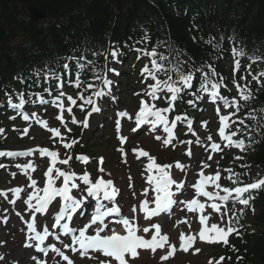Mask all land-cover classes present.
Segmentation results:
<instances>
[{"label":"snow or ice","instance_id":"6c2138e0","mask_svg":"<svg viewBox=\"0 0 264 264\" xmlns=\"http://www.w3.org/2000/svg\"><path fill=\"white\" fill-rule=\"evenodd\" d=\"M229 42L232 44L231 55L234 60L232 84L235 86L238 93L237 96L229 97L222 93V89L230 91L225 82V78L217 73L213 63L205 61L199 66L190 63L189 60H183V53L172 49L167 41H157L149 50L148 47H133L132 50L137 52V61L143 57L149 59V63L145 64L140 70V75L143 78L140 83L145 87L134 95L141 97L139 108L134 114H130L127 110L118 111L116 113L115 130L120 147L117 151L120 152L122 162L127 163V152L124 145L129 138L121 134V119L127 118L129 121H134L135 127L131 129L133 133L137 132L142 126H147L148 131L154 135L157 141H161L162 148L171 146L175 148L177 144L173 143L177 140L175 129L178 122H185L188 131L194 136L193 119L189 118L186 113L177 114L170 119L169 114L175 111L176 103H184V95L188 94L192 99L187 100L189 107L196 109L201 102H211L215 105L216 115L219 121L218 137L219 142L213 141L212 135L206 137L208 142H211L205 147L207 152L209 147L211 153H220L224 149H237L240 152L246 151L253 143H259L255 139L256 136H261L264 133V107L259 110L250 108V102L256 98V93L261 88H264V71L252 73V64L264 62V57L249 56L244 48L237 47L234 43V37H229ZM150 36L145 32L144 36L136 41L138 44L147 45ZM223 40L217 42L215 38L205 41L214 51L219 52V56L213 57V61L223 58ZM167 47V53L158 51L160 48ZM94 57L104 56L105 63L101 69L96 68L94 61L88 60L85 54L80 57H67L69 62H75L76 72L75 79L72 77V69L69 63H64L63 71L55 69H44L34 73L37 87L41 83L49 85L45 87L43 93H28V98H25V92H15L10 94L5 92L7 107L15 111L16 115L9 117L15 120L19 116L23 121L28 122V127H25L21 133L25 136L32 126V122L42 126L51 133L53 143H58L65 150L63 158L59 149H49L48 147L37 146L26 150H0V157L18 158L30 157L34 153H38L40 157H47L50 163L47 170L44 172L43 187L37 186V180L31 175L36 171V165L29 160L27 163L15 165L28 179L27 186H18L7 190H0V196L5 199L8 194H12V199L8 202L15 205L17 200L22 199L21 193L26 194V199L23 203L26 205L25 212L28 213L30 219L24 220V216L17 211L16 215L24 220L27 227L26 248H33L36 252L42 253L45 257L49 251L55 253L66 261L67 264H74V260L62 251L61 247H57L55 243L46 244L50 237L54 236L56 241H61L62 247L70 249L72 253H78L80 257H84L91 253H100L107 258L100 260L99 264H130L139 256L138 250H150L153 255L157 250L163 252L159 260L167 261L174 256L177 250L185 253L193 250L192 254H197L201 251L200 248L194 247L197 241L209 244L222 243L224 246H229V237L233 234L241 236L240 231L243 225L239 223L240 217L255 198L252 193L259 190H264V177L253 180L251 183H243L239 179L240 173H236L231 168L224 169L229 175L227 179L235 186H222L221 170H217L214 174H205V169L211 168L213 156L209 154L206 161H201V168L198 172V179L195 183H188L186 179L177 181L173 178L172 169L175 167L187 176L186 165L179 161L174 164L157 163V157L149 153L143 147L137 145L131 149L135 158L139 160L142 157L147 158V163L144 165L147 187L142 192L141 199L138 205L131 206V217L122 213V205L117 203V197L120 195V189L115 185L110 172H106L104 165V157L95 158L98 161L97 173L94 178L87 171L78 174L71 168L70 161L73 160L71 150L79 139H70L72 129L68 127V121L65 119V112L70 117V122L73 125L89 127V117L95 113L106 111L108 105L104 103L105 98L115 101V96L112 92L113 80L109 78L108 73L118 76L120 73L115 68H109V63H122L120 57L124 55L118 45L111 44L105 52L91 53ZM109 57L111 59H109ZM247 58L250 63L245 66V75L240 76L243 84L237 82L235 76L241 69V59ZM187 66V70L185 68ZM86 67H91L92 78L89 82L81 79V73ZM251 76V80H248ZM41 77L43 78L41 80ZM67 77V80L65 78ZM163 77V78H162ZM198 78V84H195ZM17 79L24 83L23 77ZM151 80L152 83H148ZM51 81L56 82V93L53 95ZM99 81V84L96 82ZM255 81L257 88L255 92L252 89V82ZM65 82L78 89L75 98L64 91ZM88 93V95H85ZM45 94L48 98H45ZM13 96L16 97L14 101ZM65 100L68 102L65 104ZM164 100L167 107H158L157 102ZM77 101H80L78 104ZM26 105H51L58 109V114L55 119L65 129L62 133L60 127H49L48 122L36 113L29 114L25 111ZM78 107L84 112L87 109L83 120H78L73 113V108ZM221 108L226 114H222ZM243 112V115H239ZM251 121L252 123H248ZM202 126L207 127L208 121H202ZM15 131V126L13 127ZM160 130L164 135L156 134ZM4 129L0 128V134L4 133ZM179 144H192V141H178ZM196 144H204L197 136ZM223 144V148L221 145ZM189 157L192 156V151L189 148L186 153ZM235 160L243 159L242 156H234ZM75 160L84 165L89 164L93 158L84 154H77ZM218 163V162H217ZM63 165L66 167H60ZM8 165L0 163V169L7 168ZM242 168L250 167L248 165H240ZM13 172L11 175L16 176ZM144 173H142L143 175ZM105 175L108 178H105ZM244 175H250L246 172ZM131 181V177H129ZM79 181V182H78ZM131 183L129 188H131ZM211 188L212 190H209ZM31 189V191H28ZM189 189H194L195 195L189 200H181L179 197ZM133 197L136 193H132ZM92 198L94 200V208L91 212L90 219L82 226L77 224L71 226V223L78 210H81L85 202ZM201 198H205L202 200ZM231 201L234 205L239 203L241 207L238 211L228 215L227 212H221L222 205L226 206ZM59 204L58 210L50 213V206L54 203ZM219 202V203H218ZM151 205V206H150ZM183 205L189 213L199 214L198 222L200 228L198 232H191V224L187 220L184 222L188 225L189 232L179 234V245L170 241L169 235L162 234L161 225L150 224L147 227H142L138 222V216L143 215L145 221L151 220L153 217L161 214L171 215L174 206ZM207 208L212 211L207 212ZM254 213L255 209H251ZM7 212V209H5ZM214 213H220L218 223L209 224L210 217ZM48 216L53 221L51 231L49 226L44 223L42 230H37L36 217ZM87 215L80 211V218ZM115 217V219H112ZM3 222L6 224L8 217L4 216ZM119 226V228H117ZM154 230V231H153ZM143 233V234H141ZM61 234L64 239H70V243H63ZM150 238H146L149 236ZM3 243V242H0ZM233 251L238 252L235 245L230 246ZM95 259L96 257H90ZM3 256H0V260ZM226 258L220 256L218 260L210 259L208 264H222ZM231 260V257H227ZM237 262L243 259L241 256L236 257ZM35 264H47L45 260H41L36 256L32 257Z\"/></svg>","mask_w":264,"mask_h":264},{"label":"trees","instance_id":"16d2710c","mask_svg":"<svg viewBox=\"0 0 264 264\" xmlns=\"http://www.w3.org/2000/svg\"><path fill=\"white\" fill-rule=\"evenodd\" d=\"M27 3L45 9L49 17L32 19L24 7ZM145 32L150 36L145 46L167 41L183 53V60L195 66L213 63L217 73L228 79L223 63L231 55L229 37L249 56L264 57V0H0V102L5 92L38 88L34 73L47 65L59 71L67 57L85 54L102 67L103 58L94 57L93 51L103 52L109 42L125 54L127 47L141 45L136 41ZM221 36L223 58L213 61L220 53L205 41L215 38L219 42ZM158 51L167 53L169 49ZM249 63L247 58L241 59L242 69ZM259 68V63L252 64L254 73ZM17 77L24 78V85ZM251 86L255 92V81ZM249 106L264 107V88ZM254 137L259 143H253L246 155L264 173V133H254ZM253 204L260 209L256 216L259 229L237 238L239 251L224 264H238V255L243 257L239 264H264V190Z\"/></svg>","mask_w":264,"mask_h":264},{"label":"rangeland","instance_id":"374dc122","mask_svg":"<svg viewBox=\"0 0 264 264\" xmlns=\"http://www.w3.org/2000/svg\"><path fill=\"white\" fill-rule=\"evenodd\" d=\"M126 63H128L126 65ZM131 66V67H130ZM121 67V66H120ZM139 65L137 64V61L133 60V57L127 56L124 59V62L122 64L121 69H123L124 74L120 76V78L117 79V82L120 84L117 85L116 91L118 93L117 97L120 98V101L122 102V107L128 109L129 111L134 110L138 105V99L135 97L134 93H137L139 91L140 81L139 76L137 74ZM116 81V79H115ZM112 104H108L107 110L104 111L101 114H98L94 117V121L92 124V127L89 131H87L82 139V142L87 145H95L93 147L92 153L94 156L102 155L106 158V166H103L106 170H109L113 177L121 183V185L125 186V188L128 190V196L130 197V202L134 201L133 198V191L130 190L129 184L131 181L129 180V177H134V186H138L139 188H142L144 185V180L142 179V175L139 174V171L141 169L140 162L135 158V155L131 152V149L133 148L134 144L136 142H142L143 145L150 148V150H153V155H156L157 158L162 163H165L166 161H173L175 156L177 155V152H181V157L185 160V162L188 165V170L190 172H194V176L197 175L198 170L201 166V161H206V158L209 154H211L210 148L208 151H205V145H208V141L206 140V137L211 134L213 140L216 139L214 129L219 126L216 121V116L212 115L208 117L205 121H208L207 127L205 128L202 126L201 122L196 125L195 128H193V131L196 133V136H194L191 132H189L192 137L187 141H192V144H187L186 146H183L179 144L178 142L175 143L177 146L175 148H172L169 146L168 148H162L161 143H155L152 141V139H144L145 134L136 135L133 144L130 145V147L127 148V163L122 162V157L120 152H117L118 142L115 139L114 136V130L112 128V115L110 112ZM58 114L54 108H47V116L50 117V120H53L55 116ZM203 115V118H206L205 112L199 114V116ZM106 120V121H105ZM105 124L106 126L101 128V125ZM15 124H12L8 126L10 129ZM53 125V124H52ZM22 127H19L17 130H15L13 133L11 131H8V137L7 142L8 146L13 147H24L28 145H32L34 143L40 144L44 141H47L51 138L50 132L47 130H40V131H33L28 139L22 140L21 139V133H22ZM12 130V129H10ZM131 137L134 136L130 134ZM197 136L201 139L205 140V144H196V138ZM27 142V143H26ZM25 143V144H20ZM192 148L193 155L189 158H186L182 155L184 148ZM119 153V155H118ZM176 153V154H175ZM198 157V160L196 162L195 158ZM234 156H241V152L237 149H225V152L223 155H219L218 157H214L212 161L211 168L217 169L222 165L223 168H221L224 174V182L221 184L222 186L227 187H233V184L227 179V176L229 175L224 169L231 168L234 172L240 173L239 179L243 182H253V180L256 178L257 173L259 172V168L253 164L252 162L246 160L245 165H248L250 167L244 168V170L241 172L240 169L237 168L238 166V160L234 159ZM178 157V156H176ZM181 158V159H182ZM180 159V158H179ZM241 161H244L241 159ZM218 162V163H217ZM243 164V163H242ZM241 164V165H242ZM240 165V164H239ZM244 165V164H243ZM215 166V167H213ZM98 164L92 165V169L97 170ZM242 168V167H241ZM138 170V172H137ZM79 171H81L79 169ZM189 172V173H190ZM250 173V175H244V173ZM0 176L5 177L1 180V187L10 186L12 187L13 184H20V182H14L12 178H10V174L4 171H0ZM132 185V183H131ZM257 191L253 192L252 195L254 196ZM243 207L242 205H235L233 208L240 209ZM236 211L237 216H240L239 211ZM212 210H210L211 212ZM258 213V210L255 209L254 213L251 211L249 214H246L244 211L243 216L240 217L239 223L243 225V227L248 228L249 230L253 231L256 226V214ZM184 216L182 212H180L179 207L178 211H176L175 215L170 217V219H174V223L176 219L179 217ZM215 215V219H216ZM220 217L218 216V220ZM16 220V219H15ZM148 222L145 221L142 223V227L148 226ZM176 225V223H175ZM174 226V230H175ZM22 227H20L19 222L17 221H11L8 226L4 227L1 225L0 221V242L5 243L4 245H1L0 243V256H4L2 260H0V264H16L19 260V252L22 250L21 242L24 240V237L22 235ZM201 251L197 254H192L193 250L190 251L188 254L179 253L176 256H174L172 259L161 262L159 260L160 253H155L153 255L150 251H143L138 258L131 261L132 264H208V261L212 259L213 261L218 260L220 256H224L225 253L223 252V249L219 246L216 247V245L204 243L198 245ZM163 254V252H161ZM29 258V257H28ZM29 261V260H28ZM30 262V261H29Z\"/></svg>","mask_w":264,"mask_h":264},{"label":"bare ground","instance_id":"6f19581e","mask_svg":"<svg viewBox=\"0 0 264 264\" xmlns=\"http://www.w3.org/2000/svg\"><path fill=\"white\" fill-rule=\"evenodd\" d=\"M205 173L210 174L209 169H206ZM187 214L189 215V213H187ZM196 222H197V219H196L195 215H191L189 217V223L191 224L192 228L195 227ZM164 227H165L164 228V233L167 234L168 231L170 230L171 239H173V241H176L178 229L174 230L173 227H172V222H170L168 220L165 221V226ZM178 227H179V232H180V230L184 229V225L183 224H179ZM31 255H35L36 257H38L37 252H33V250L31 248H26L25 250H20V252H19V260H18L19 264H35L34 262H29L28 261V256H31ZM93 256L98 258L99 254L98 253H89L88 255H86L84 257L90 258V257H93ZM81 258H83V257H81ZM87 258L85 259V263L84 264H94L95 263V261L92 262V260H94L93 258H90V260H87Z\"/></svg>","mask_w":264,"mask_h":264},{"label":"water","instance_id":"95a60500","mask_svg":"<svg viewBox=\"0 0 264 264\" xmlns=\"http://www.w3.org/2000/svg\"><path fill=\"white\" fill-rule=\"evenodd\" d=\"M27 8L34 19H42L47 17V11L42 8H37L31 5H28Z\"/></svg>","mask_w":264,"mask_h":264}]
</instances>
